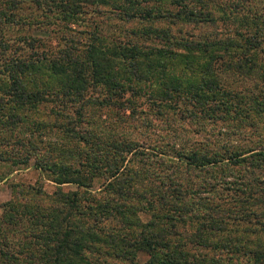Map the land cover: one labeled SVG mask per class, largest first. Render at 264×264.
I'll return each mask as SVG.
<instances>
[{
    "label": "rangeland",
    "instance_id": "1",
    "mask_svg": "<svg viewBox=\"0 0 264 264\" xmlns=\"http://www.w3.org/2000/svg\"><path fill=\"white\" fill-rule=\"evenodd\" d=\"M19 1L16 9L6 10L7 15L13 14L12 19L18 22L7 21L0 15V51L21 59L32 54L31 45L55 50L63 45L64 40L59 38L61 35L73 36L75 40L85 42L92 32L109 41L117 39L128 42L133 39L144 48L160 47L164 41L150 37L152 34L147 33L149 29L156 27L169 29V35L179 39H199V36L215 34L224 40L230 38L233 45L245 46L247 29H251L246 21H253L260 26L259 31L264 41V0H253L246 4L244 14L236 13L239 17L228 24L219 19L221 15L217 10L216 27L209 23L200 26L201 22L196 25L188 18L171 23L175 17L168 15V11H176L178 6L175 3L183 0H134V7H139L138 13L142 11L143 15L150 11L151 16L132 19L127 18L124 13L118 15L122 12L110 5L99 4L98 10H95L86 3L75 7L76 0H44L41 3L33 0ZM12 3L13 0H0V11L8 5L11 7ZM48 7L52 10H47ZM76 11L80 13L75 14ZM132 29L137 31V36L128 33ZM192 33L198 36L195 37ZM260 46L264 50V43ZM170 47L176 50L173 42ZM242 50L243 47L238 46L232 50V55L236 56ZM207 60L198 59L193 62L192 67L177 60L168 62L166 73L171 78L170 82L174 81L172 85L177 92H171L167 100L162 101L157 96L160 94L155 77L143 79L138 82L141 89L134 86L133 91L128 90L125 95L130 99L131 106H109L97 102L85 105L79 118L81 122L72 129L67 125V115L72 114L77 106L63 96L61 87L50 85L47 88L39 69L27 68L24 74H20V80L13 84L18 91L17 95L23 97L36 94L38 99L41 96L44 98L34 106L30 104L32 102L25 103V100L16 99L14 95L11 100L0 103V154L3 156L0 161V224L7 236V239L1 237L0 249H5L2 243L8 249H18L19 243L27 244L29 240H33L39 234V212L36 215H31L30 212H35L36 207L39 210L41 202L48 205L57 203L54 195L56 183L51 180L50 172L46 170L47 165L53 164L55 168L68 167L71 171L80 169L82 175L90 181L89 189L94 192L107 188L108 174L93 172L89 161L94 155L109 158L115 153L114 146L119 141H132L145 152L138 156L130 153L124 161L134 160L133 168H141L143 171L134 179L136 187H147L152 173H155L154 164L148 162L146 157V153L149 156L155 155L154 149L164 150L166 153H175L176 150L187 152L190 148L201 152L205 149L212 154L264 148V105L253 103L256 102L253 97L264 100V77L259 76L256 71L263 63H255L254 70H250L251 62L248 60L237 62L238 68L231 66L230 59L224 63L220 60L215 66V73L211 74L214 83L210 84L207 82L210 72L205 73ZM261 74H264V70H261ZM2 82L8 84V87H12L10 83H15L7 73L0 75L1 87L4 85ZM195 89L204 94L200 98L202 100L192 98V93L185 94L186 91ZM97 91L101 93L99 95L105 93L103 87H96L94 91L89 90L93 94L91 97ZM150 93L155 95L150 97ZM219 174L217 171H210L184 175L195 184H202L209 177L217 179ZM61 187L65 192L77 190L76 185L71 183ZM221 187L223 185L219 184V188ZM200 188L198 187V192L201 191ZM224 188L223 195L231 192L227 191V186ZM202 192L205 194V191ZM191 193L190 191L186 195ZM168 203L174 207L171 202ZM162 212L159 209L143 208L138 216L144 221L159 216ZM222 215V223L227 231H221L213 238L216 240L231 235L232 245L228 249H214L211 247L213 245L206 249L216 255H230L235 261H244V254L256 249L258 243L264 241V227L251 214H241L233 222H228L230 217L226 213ZM189 229L188 224L184 227L180 223L179 234L170 240L171 246L180 250L203 248L191 239ZM254 231L258 233L255 234ZM68 235L65 232L59 233L57 243ZM262 244L264 249V243ZM30 249L28 247L24 251L28 254ZM17 255V259L10 262H3L0 258V264H28L23 253ZM135 255L131 262L112 259L111 256L109 260L117 264H142L149 256L144 250H137Z\"/></svg>",
    "mask_w": 264,
    "mask_h": 264
},
{
    "label": "trees",
    "instance_id": "2",
    "mask_svg": "<svg viewBox=\"0 0 264 264\" xmlns=\"http://www.w3.org/2000/svg\"><path fill=\"white\" fill-rule=\"evenodd\" d=\"M33 1L41 3L44 0ZM252 1L183 0L174 2L178 6L177 10H170L167 14L175 17L171 23L177 19L188 18L196 25L201 22L200 26L209 23L216 27L217 10L221 15L219 19L227 24L232 23L239 17L236 13L241 12L243 15L246 4ZM19 2L13 0L11 7L8 5L3 8L0 15L7 21L18 22L12 19L13 14L7 15L6 10L16 9ZM84 3L93 6L95 10H98L99 4L110 5L122 12L118 15L126 14L129 19L151 16L150 11L143 15L142 11L138 13L139 7H134V0H76L75 7ZM235 6L238 9L235 10ZM47 10L52 9L48 7ZM68 10L73 12L72 9ZM77 12L80 13H74ZM246 23L251 29H247L245 39L242 36L245 46L233 45L230 38L224 40L215 34L199 36V39H179L169 35V29L156 27L149 29L147 33L152 34L150 37L164 41L160 47L152 46L146 49L133 39L128 42L117 39L109 41L92 32L85 42L75 40L73 36L61 35L59 38L64 40L63 45L55 50L35 48L30 43L32 54L24 57L25 59L0 51V75L7 73L11 81L15 82L9 84L12 87L3 82L2 87L0 84V103L11 100L12 95L16 96V99L25 100V103L32 102L30 104L33 106L40 103L43 96L41 99H38L36 94L22 97L17 95L18 91L13 87V84L20 80V74H24L27 68L39 69L47 88L50 85H58L64 91L63 96L77 106L72 114L67 115V125L72 129L78 125L85 105L97 102L109 106H131L130 99L125 95L128 90L133 91L134 86L141 89L138 82L143 79L155 77L160 94L157 96L162 101L167 100L171 92H177L176 87L172 85L174 81L171 83V78L166 73L168 62L172 60L192 67L193 62L198 59L205 61L207 58L205 73L210 72L207 78L210 84L214 83L211 74L215 73V66L220 60L224 63L230 59L231 66L237 68L242 60H248L251 62L250 70H254L255 63H263L256 71L259 76L264 77V74H261V70H264V50L260 46L264 43L263 35L260 34V26L257 23ZM136 32L132 29L128 33L137 36ZM192 35L198 36L195 33ZM172 42L176 50L170 47ZM238 46L243 47V50L236 56L232 55V50ZM241 66L244 68V65ZM96 87H103L105 93L99 95L101 93L97 91L98 93L91 97L93 94L89 93V90L94 91ZM42 93L44 94L43 91ZM190 93L193 94L192 98H198V101L204 96L203 93L197 92V89L185 92L186 95ZM150 94V97L155 95ZM253 99L256 101L253 103L264 105V100L257 97ZM114 149L115 153L110 159L104 158L103 155H94L89 161L93 172L108 174L105 190L92 192L89 189V179L82 175L80 169L71 171L68 167L55 168L53 164L47 165L46 170L50 172L51 180L56 183L54 195L57 203L48 205L41 202L39 210L36 207L35 212H30L31 215L39 212V234L27 244L19 243L18 249H8L6 244L2 243L5 246L4 250L0 249L3 262L15 261L17 254L23 253L28 264H117L109 260V256L112 259L131 262L136 257L137 250H144L149 256L142 264H264V241L258 243L256 249L245 253L244 261H235L230 255H216L206 249L210 245H213L211 247L214 249H228L232 245L231 235L216 240L213 238L221 231H227L223 225V213L230 217L228 222L239 219L241 214H251L255 221L264 227V148L244 152L233 149L234 151L228 153L212 154L205 149L200 152L190 148L187 152L176 150L175 153L154 149L155 155L149 156L146 153L148 162L154 164L155 170L147 187H136L134 183V179L141 175L142 171L141 168H133L134 160L124 162L128 154L143 155L144 150L139 149L132 141H119ZM2 160L3 156L0 154V161ZM39 168L42 169L40 166ZM210 171L219 172V177H209L202 184H195L184 175ZM150 173L147 174L148 177ZM66 183L76 185L77 190L63 191L61 185ZM219 184L223 187L219 188ZM224 185L227 186V191H231L225 195ZM198 187H201L199 192ZM220 190L222 191L219 192ZM190 191L192 193L186 195ZM143 208L159 209L163 212L143 221L138 216ZM113 220L117 222L113 223ZM180 223L184 227L189 225L191 239L197 241L204 249L180 250L171 246L170 240L179 234ZM61 232L69 235L57 243ZM253 233L257 234L258 231ZM1 237L7 239L0 224V242ZM32 245L34 247H31ZM28 247L31 249L27 254L24 250Z\"/></svg>",
    "mask_w": 264,
    "mask_h": 264
}]
</instances>
